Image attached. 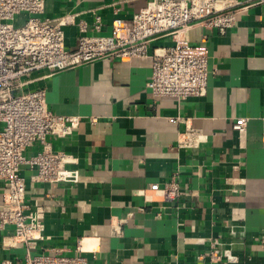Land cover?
<instances>
[{"label": "crops", "instance_id": "crops-1", "mask_svg": "<svg viewBox=\"0 0 264 264\" xmlns=\"http://www.w3.org/2000/svg\"><path fill=\"white\" fill-rule=\"evenodd\" d=\"M148 1L44 0L39 17L60 20L73 50L80 35H111L113 19L130 20ZM174 46L207 54L204 95L179 100L147 88L153 51ZM24 78L23 90L46 89L53 113L79 117L71 134L47 136L78 180L33 181L35 170L21 167L26 202L43 209L44 229L28 250L6 244L12 226L0 228V264H24L28 254H80L88 264H264V3L239 10L223 33L195 21L155 37L145 57H101ZM238 117L247 118L241 131L232 128ZM188 127L206 136L197 147L178 145ZM41 149L35 142L25 154ZM173 178L181 194L167 199L161 187ZM4 187L0 180V201ZM117 219L125 223L113 235Z\"/></svg>", "mask_w": 264, "mask_h": 264}, {"label": "built area", "instance_id": "built-area-1", "mask_svg": "<svg viewBox=\"0 0 264 264\" xmlns=\"http://www.w3.org/2000/svg\"><path fill=\"white\" fill-rule=\"evenodd\" d=\"M261 3L264 0H246L245 4L237 0H149L130 20L113 19V34L80 35L76 47L70 50L65 47L62 22L39 17L44 11V0H0V180L5 183L0 201V228L12 226L14 230L4 243L22 242L32 250L42 238L44 211L40 206L34 210L28 207L25 178L20 175L22 166L35 170L33 181L78 180L77 171L66 166L67 155L54 151L47 136L71 134L77 129L79 117L53 113L46 102V89L23 90L24 77L40 69L53 74L101 57H145L155 37L195 21L223 33L236 24L239 10ZM20 13L26 17L17 22ZM100 26L101 18L96 16L94 28L99 30ZM207 79L205 51L174 46L153 51L146 86L153 96L183 100L204 95ZM246 124V117H238L232 128L241 131ZM205 139L202 131L188 127L178 145L194 148ZM35 142H40L42 149L27 156L26 149ZM174 178L161 187L167 199H177L181 194ZM150 189H158V185L152 184ZM124 223L125 219H117L111 233L120 235ZM211 256L215 260L220 258L216 252ZM24 264L88 263L80 254H28Z\"/></svg>", "mask_w": 264, "mask_h": 264}]
</instances>
